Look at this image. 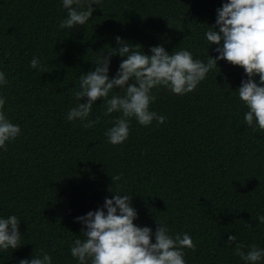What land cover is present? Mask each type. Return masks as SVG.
<instances>
[{
    "label": "trees",
    "instance_id": "trees-1",
    "mask_svg": "<svg viewBox=\"0 0 264 264\" xmlns=\"http://www.w3.org/2000/svg\"><path fill=\"white\" fill-rule=\"evenodd\" d=\"M223 2L99 0L86 25L58 29L66 15L60 0H0V70L8 79L0 94L7 117L21 127L0 151V215H16L23 234L20 248L0 252V264L41 251L53 264H77L69 245L82 226L74 218L113 192L132 196L134 223L153 233L157 223L173 234L187 232L195 245L185 250L187 264H243L226 243L229 234L245 250L264 247V225L253 219L264 214V132L244 123L247 109L235 92L246 78L242 68L220 60L189 94L154 90L151 110L165 122L143 127L133 119L122 145L104 136L118 114L105 116L100 100L91 113L99 118L94 127L66 119L79 76L100 52L117 47L116 35L145 52L163 44L206 61L204 32ZM33 56L39 71L29 66ZM120 60L112 57L110 76Z\"/></svg>",
    "mask_w": 264,
    "mask_h": 264
},
{
    "label": "clouds",
    "instance_id": "clouds-1",
    "mask_svg": "<svg viewBox=\"0 0 264 264\" xmlns=\"http://www.w3.org/2000/svg\"><path fill=\"white\" fill-rule=\"evenodd\" d=\"M98 3L99 0H60L66 15L59 20L58 29L86 25L92 18L93 5ZM114 39L117 47L100 52L91 61L94 67L79 76L74 92L76 103L66 115L69 122L94 127L99 118L92 119L91 113L100 100L105 116L118 114L104 136L113 146L122 145L129 138L133 119L143 127H149L153 121L165 122L164 115L151 110L156 99L154 90L162 87L173 95L189 94L217 67L218 61L224 60L242 68L246 77L235 91L247 109L244 123L253 131L264 132V0H224L216 10L215 25L204 32L208 44L206 61L194 58L185 48L168 52L163 44H157L145 52L142 45L125 41L119 35ZM212 45L216 46L214 58L209 55ZM117 55L121 60L110 76L112 57ZM29 66L37 71L42 67L36 56ZM7 84L6 73L0 70V89ZM118 90L123 94H118ZM6 104L5 96L0 94V151H6L7 145L21 134L20 125L7 117ZM112 179L115 182L119 176ZM137 219L132 196L113 192L111 198L105 197L101 207L74 218L82 227L81 234L69 245L71 257L77 264H187L185 250L195 249L187 232L173 234L166 224L156 222L153 233L150 227L134 223ZM253 219L258 221L256 227L264 225V214ZM20 221L14 214L0 215V252L23 245ZM226 243L243 264H264V247L253 243L245 250L237 235L232 234ZM19 264H53V259L47 251H41L19 260Z\"/></svg>",
    "mask_w": 264,
    "mask_h": 264
}]
</instances>
